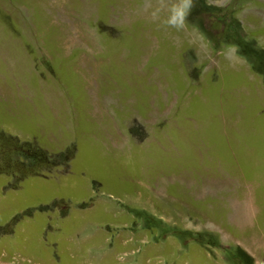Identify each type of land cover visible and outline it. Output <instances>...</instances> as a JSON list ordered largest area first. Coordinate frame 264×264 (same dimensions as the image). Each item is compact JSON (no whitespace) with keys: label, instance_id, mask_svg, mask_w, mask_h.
I'll use <instances>...</instances> for the list:
<instances>
[{"label":"rangeland","instance_id":"obj_1","mask_svg":"<svg viewBox=\"0 0 264 264\" xmlns=\"http://www.w3.org/2000/svg\"><path fill=\"white\" fill-rule=\"evenodd\" d=\"M175 2L0 0V264H264V0Z\"/></svg>","mask_w":264,"mask_h":264},{"label":"clouds","instance_id":"obj_2","mask_svg":"<svg viewBox=\"0 0 264 264\" xmlns=\"http://www.w3.org/2000/svg\"><path fill=\"white\" fill-rule=\"evenodd\" d=\"M164 0H161V7H164ZM193 7V0H176L175 3L168 5L169 16L165 21V24L177 29L184 26V21L187 17V14ZM154 16L157 13L153 14Z\"/></svg>","mask_w":264,"mask_h":264},{"label":"crops","instance_id":"obj_3","mask_svg":"<svg viewBox=\"0 0 264 264\" xmlns=\"http://www.w3.org/2000/svg\"><path fill=\"white\" fill-rule=\"evenodd\" d=\"M238 20V19H237Z\"/></svg>","mask_w":264,"mask_h":264}]
</instances>
